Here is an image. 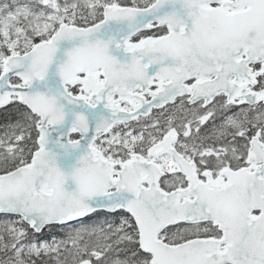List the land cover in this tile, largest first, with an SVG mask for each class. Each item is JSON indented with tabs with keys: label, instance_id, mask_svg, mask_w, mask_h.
Masks as SVG:
<instances>
[{
	"label": "snow or ice",
	"instance_id": "snow-or-ice-1",
	"mask_svg": "<svg viewBox=\"0 0 264 264\" xmlns=\"http://www.w3.org/2000/svg\"><path fill=\"white\" fill-rule=\"evenodd\" d=\"M0 264H264V0H0Z\"/></svg>",
	"mask_w": 264,
	"mask_h": 264
}]
</instances>
